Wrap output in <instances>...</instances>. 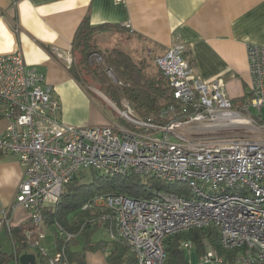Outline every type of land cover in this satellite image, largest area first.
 I'll return each mask as SVG.
<instances>
[{"label":"built area","instance_id":"2783aa9c","mask_svg":"<svg viewBox=\"0 0 264 264\" xmlns=\"http://www.w3.org/2000/svg\"><path fill=\"white\" fill-rule=\"evenodd\" d=\"M89 59L102 62L97 53ZM247 60L251 84L243 109L226 97L222 78L197 77L185 47L175 45L154 61L175 101L159 113V122L139 118L124 103L123 109L114 108L126 126H74L57 117L53 89L26 66L21 51L0 56V117L8 123L0 153L15 156L22 169L14 202L1 213L2 226L9 231V213L23 210L32 224L23 233L27 250L47 264H71L66 251L75 234L57 222L47 227L43 210L55 207L79 174H133L187 187L181 195L156 191L146 199L96 196L82 206L81 211L97 209L104 239L123 244L136 264H164L166 238L206 228L215 229L220 248L232 254L223 258L204 240L200 264H264V45H249ZM250 111L255 116L246 118ZM241 118L254 135L216 137L243 125L237 124ZM44 228L58 240L54 257L40 246ZM181 247L193 249L190 242ZM19 257L14 255L12 263L19 264Z\"/></svg>","mask_w":264,"mask_h":264},{"label":"crops","instance_id":"0c3cea01","mask_svg":"<svg viewBox=\"0 0 264 264\" xmlns=\"http://www.w3.org/2000/svg\"><path fill=\"white\" fill-rule=\"evenodd\" d=\"M85 18L92 27L109 26L95 36L97 43L103 41L98 44L102 51L125 49L154 64L169 48L183 45L194 74L205 82L222 78L234 105L245 100L251 84L247 47L264 45V0H0V56L21 51L26 66L53 89L57 117L74 126L119 125L100 111L106 106L114 111L112 103L100 106L67 70L75 31ZM154 67L146 65L150 74L163 76ZM7 124L0 117V135ZM21 179L17 158L0 153V218L12 206ZM8 217L11 228L27 220L21 209ZM6 241L10 238L0 219L3 251ZM190 252V264H200ZM97 253H86V264Z\"/></svg>","mask_w":264,"mask_h":264},{"label":"trees","instance_id":"16d2710c","mask_svg":"<svg viewBox=\"0 0 264 264\" xmlns=\"http://www.w3.org/2000/svg\"><path fill=\"white\" fill-rule=\"evenodd\" d=\"M108 28L109 26L106 25L92 27L87 18L79 24L71 43V63L67 65L68 73L80 87L84 89L85 86H92L117 109H123V104L127 103L133 114L139 118L149 117L154 122H159V113L169 106H175L172 91L163 76L150 74L146 66L133 60L123 50L117 48L100 50L95 36ZM93 53L102 57V64L97 65L89 59ZM107 71L115 76L118 84L110 82L106 75ZM245 97L246 95L244 99ZM179 189L178 184H164L153 178H141L133 174L108 178L97 176L93 172L82 173L65 186L55 207L43 210V219L47 227L57 222L67 232L75 234L68 242L66 251L71 264H86V253L98 251L108 252L106 264H136L123 244L109 243L104 239L93 240V236L100 231V226L95 220L99 212L95 207L81 211L82 206L91 204L96 196L125 195L132 199H146L152 197L156 191L178 195L184 193ZM31 229L32 224L29 219L16 228H10L8 235L12 243V252L8 254L0 248V264H12L14 255L20 256L27 250L23 233ZM204 240L221 257L227 258L232 254L220 248L218 232L215 229L191 230L165 239L164 264H190L187 257L189 251L181 247L183 242H190L196 249L197 257L201 258L204 253ZM55 243H58L56 237ZM80 244L81 250L72 251L71 248ZM35 255L39 259L38 264H47L38 252Z\"/></svg>","mask_w":264,"mask_h":264},{"label":"rangeland","instance_id":"374dc122","mask_svg":"<svg viewBox=\"0 0 264 264\" xmlns=\"http://www.w3.org/2000/svg\"><path fill=\"white\" fill-rule=\"evenodd\" d=\"M99 41L100 42H98L97 44H99V45L103 44V41H101V40H99ZM123 50H125V49H123ZM131 57L133 58V60H135L137 62L142 61L140 63H142L144 66L149 65L150 67H153V69L155 68L154 64L152 62V58L148 59V60L142 59L141 55L138 53L132 54ZM100 64H102V62L99 63V65ZM106 75H107V78L110 80L111 83L118 84L115 76L110 71H107ZM84 88L96 103L97 102L100 103L99 104L100 106L106 105V104H104L103 101H109L103 94H101L98 90H95L92 86H88V87L85 86ZM247 104H248V100H247V97H245V100L238 101L235 105L233 104V107L235 109H243ZM112 107L117 108L114 104H112ZM103 109H101L100 111L105 112L104 116L107 115L109 121L116 122L120 126H126V123L119 117V113L116 110L112 111L111 108L108 109L107 106L105 108L106 110H103ZM244 115L246 118H248L249 116H255V112H253V111L244 112ZM104 125H108V124H104ZM77 126H82V125H77ZM90 126H94V125H90ZM252 135H254V133H251L249 126L247 124H243V125H235L232 129H229L225 132H219L218 136H216V137L217 138H228V139H230V138L236 137V136H252ZM212 137H215V136H212ZM87 179H89V178H87ZM178 186L180 187V189H179L180 191L185 192L187 190V187L182 183H179ZM161 193H165V191H161ZM42 234H43V239L40 241V246L43 250V253L48 257H54L57 253V248H56V244H55V235H54L53 230H51L49 228H44L42 231ZM104 238H105V236L103 235L102 231H99L98 233L95 234V236H93L94 241H97L98 239H104ZM81 247H82V245L80 244L78 247L71 248V249H72V251H77V250H81ZM4 249H5L4 252H6L8 254L12 252L11 241L5 242ZM192 250L196 251L195 247H193ZM100 253L101 254L97 253V254L93 255V258H92V256L89 257L88 261H87L88 264H101V263H103L102 258L104 257V253H102V252H100ZM106 253H108V252H106ZM23 254L35 255L36 252L32 251V250H25L20 254V256ZM187 257H188L189 261L191 262L193 259L191 252L187 253ZM36 262L37 263L39 262L38 258H36Z\"/></svg>","mask_w":264,"mask_h":264},{"label":"water","instance_id":"95a60500","mask_svg":"<svg viewBox=\"0 0 264 264\" xmlns=\"http://www.w3.org/2000/svg\"><path fill=\"white\" fill-rule=\"evenodd\" d=\"M19 264H38L33 254H23L19 257Z\"/></svg>","mask_w":264,"mask_h":264},{"label":"bare ground","instance_id":"6f19581e","mask_svg":"<svg viewBox=\"0 0 264 264\" xmlns=\"http://www.w3.org/2000/svg\"><path fill=\"white\" fill-rule=\"evenodd\" d=\"M242 123L245 124V123H248V121L246 119H244V118H241V119L237 120V124H242Z\"/></svg>","mask_w":264,"mask_h":264}]
</instances>
